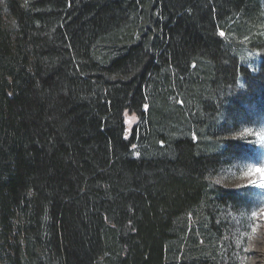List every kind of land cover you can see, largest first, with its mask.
<instances>
[{
    "label": "trees",
    "instance_id": "trees-1",
    "mask_svg": "<svg viewBox=\"0 0 264 264\" xmlns=\"http://www.w3.org/2000/svg\"><path fill=\"white\" fill-rule=\"evenodd\" d=\"M256 119L264 0H0V264H240Z\"/></svg>",
    "mask_w": 264,
    "mask_h": 264
},
{
    "label": "rangeland",
    "instance_id": "rangeland-1",
    "mask_svg": "<svg viewBox=\"0 0 264 264\" xmlns=\"http://www.w3.org/2000/svg\"><path fill=\"white\" fill-rule=\"evenodd\" d=\"M242 54L244 60H248L252 65H255L259 58L258 53L250 49H244ZM130 119L132 123L133 116L128 115V120ZM239 131L242 137L257 144L258 154L262 153V158L256 161L234 160V166L225 168L216 177V181L227 187L242 188V193L249 195L247 202L239 204L233 209L234 212H230L232 226L230 236L233 237L235 254L240 264H261L259 261H263L264 264V257L257 254L259 241L264 236L260 212V209L264 208V187H261L259 174L249 175L251 169L264 168V120L256 119L242 124ZM251 180H255L256 183L252 184ZM253 212L257 214L256 217H253Z\"/></svg>",
    "mask_w": 264,
    "mask_h": 264
},
{
    "label": "snow or ice",
    "instance_id": "snow-or-ice-1",
    "mask_svg": "<svg viewBox=\"0 0 264 264\" xmlns=\"http://www.w3.org/2000/svg\"><path fill=\"white\" fill-rule=\"evenodd\" d=\"M219 35L224 36L225 34L223 32H220ZM255 174H259L260 175L261 181H262L261 187H264V168L251 169L250 172H249V175L251 176V175H255ZM251 183L255 184L256 181L255 180H251ZM260 212H261V214H264V208L260 209ZM252 215H253V217H256L257 214L255 212H253Z\"/></svg>",
    "mask_w": 264,
    "mask_h": 264
},
{
    "label": "bare ground",
    "instance_id": "bare-ground-1",
    "mask_svg": "<svg viewBox=\"0 0 264 264\" xmlns=\"http://www.w3.org/2000/svg\"><path fill=\"white\" fill-rule=\"evenodd\" d=\"M261 221L263 224V231H264V214H261ZM259 248L257 250V254L264 257V236L262 237V240L259 241ZM261 264H263V261H259Z\"/></svg>",
    "mask_w": 264,
    "mask_h": 264
}]
</instances>
